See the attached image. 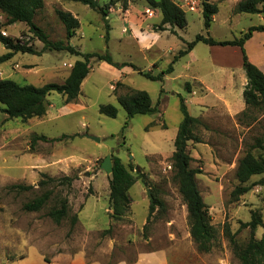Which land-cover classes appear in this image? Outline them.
<instances>
[{"label": "rangeland", "instance_id": "obj_1", "mask_svg": "<svg viewBox=\"0 0 264 264\" xmlns=\"http://www.w3.org/2000/svg\"><path fill=\"white\" fill-rule=\"evenodd\" d=\"M98 1L99 5L108 2ZM120 2L123 6L122 0ZM134 6L143 11L142 17L147 15L145 1L135 0ZM77 7L83 27L77 31L83 32L84 36L73 37L72 43L85 53L109 54L112 63L91 58L89 74L81 84L78 98L65 104L61 94L50 92L46 96V114L42 117L8 120L0 112V263L35 250L46 259L61 255L71 261L81 259L86 264H116L123 260L132 262L140 254L160 248L170 252V245L178 242L184 247L173 251L176 256L168 255L172 264H239L224 229L228 228L235 234L237 245H244L249 238V229L238 231L241 222L249 221L251 212L256 210L264 224L262 175L252 176L244 183L251 184L252 189L238 200L230 197L239 184L235 177L239 159L254 140L264 134V110L252 111L256 116L252 136L245 137L239 148L238 115H223L216 108L217 114L210 116V122H205L200 117L202 111L198 105L204 90L200 86L202 84L191 76L198 73L207 83L216 86L219 71L211 67L210 57L213 54L221 58L220 61L237 64L238 68V53L223 55L200 42L195 47L197 61L188 66L187 58L179 57L172 64L175 71L164 75L171 80L153 81L140 72L157 75L164 71L169 61L178 55V49H185V43L192 41L196 34L215 40H232L238 37L240 30L257 22L260 16L249 14L241 18L236 13L230 22L215 23L210 32L204 28L201 14L198 16L186 11L185 29L176 28V35L162 33L164 36L158 47L143 53L139 50L138 41L131 38L125 25L123 27L119 13L114 11L110 14V41L107 42V39L99 37L104 34L97 25L102 16L82 4H77ZM83 8L86 10L81 11ZM223 11L226 13L228 9L225 7ZM147 22L158 23L159 17ZM35 23L43 32L49 30L50 40L65 43V29L55 13L36 17ZM6 30L12 35L18 32L12 27H6ZM28 36L30 39L26 40ZM14 39L37 51L42 49V42L31 36L26 26ZM19 55L28 60L21 58L13 65L15 73L20 75L17 83L36 87L64 82L73 63L81 59L67 51ZM14 60L16 58L5 64ZM177 75L180 78H174ZM4 76L2 72L0 77ZM192 89L196 90L197 96H190ZM134 90L147 92L153 105L158 101V111L138 114L127 120V114L116 97ZM179 94L185 98L188 113L199 117L206 125L195 128L201 142L189 141L187 152L192 158L190 166L200 170L195 180L211 224L217 229V240L209 253L199 252L189 235L186 205L172 177L173 140L182 120ZM207 96L208 100H214L211 94ZM106 104L117 109L115 118L99 113V106ZM34 136H44L47 140H37L32 145ZM58 138L61 140H54ZM251 153L264 158L263 150L254 149ZM107 154L119 157L137 180L129 189L131 202L128 210L118 219L113 218V211L109 208L110 175L101 169ZM65 176L72 178L70 185L59 182ZM48 178L55 181L45 187L52 191L46 205L37 212L25 211L23 205L45 189L39 186V182ZM12 185L30 188L18 190L10 188ZM147 190L164 202V208L154 210L149 218ZM62 200L67 203L68 215L57 224L47 213L51 208L59 207ZM75 216L76 221L73 222ZM262 234L264 228L257 227L255 238L259 239Z\"/></svg>", "mask_w": 264, "mask_h": 264}, {"label": "trees", "instance_id": "obj_2", "mask_svg": "<svg viewBox=\"0 0 264 264\" xmlns=\"http://www.w3.org/2000/svg\"><path fill=\"white\" fill-rule=\"evenodd\" d=\"M87 5L93 10L98 11L104 19L105 27L108 33L109 26L105 17L108 15L110 6L121 0H109L107 4L99 6L98 0H69ZM151 9H156L161 15V21L156 26L158 31L166 30V26L172 28L185 29L187 19L183 9L173 0H143ZM123 7L127 5V0H122ZM264 6V0H241L235 8V13L258 14L262 9L258 5ZM203 25L206 30L209 29L212 17L217 13V5L215 3L204 2L201 0ZM44 8L43 0H0V14L5 21L0 25L2 28L12 23H23L28 28L31 36L36 37L42 42V49L35 50L30 45L17 41L11 37H4L0 33V43L8 50L7 53L0 56V64L8 61L15 53L42 54L45 51H67L71 54L80 56L71 66L68 76L62 83H47L41 87L32 84L21 85L12 79H0V112L6 115V119L28 120L31 118H39L46 114V96L50 92H57L64 97L65 104L75 101L80 94V87L86 76L89 74L88 63L91 58L105 60L112 63L109 54H98L95 52L82 53L70 45L69 38L78 28V20L69 12L55 9L54 13L65 29L66 41H52L49 36L43 32L35 23V18L42 12ZM253 31H264L263 26H253L243 33L240 37L232 40L217 41L210 36L196 34L194 39L186 42V48L181 49L178 55L173 58L168 67L157 75L147 72H140L146 78L153 81H162L165 74L173 71L172 64L179 57L187 55L197 43H203L209 46H238L242 53V65L247 79L242 96L246 104V109L238 116L241 118L248 112L264 110V73L253 65L247 58L244 50V42L251 36ZM106 39L108 35L106 34ZM116 65V64H115ZM189 88V84H186ZM180 97V112L182 120L178 125L176 136L173 140L174 151L171 155V169L173 180L177 183V190L182 202L186 205L187 222L189 233L192 241L196 244L197 250L202 253H209L217 240V229L211 224L207 206L204 203L199 192L195 175L200 170L190 166L192 158L187 152V143L192 141L200 143V137L195 134L197 126H205L199 117L191 116L188 113L184 98ZM116 101L125 110L127 120L132 119L135 115L152 114L158 111L157 105H153L150 96L145 91L134 90L130 93L117 95ZM100 114L115 118L117 109L111 105H100L98 108ZM126 121V125H127ZM1 132V125H0ZM63 138V137H62ZM47 140L44 136H34L32 145L37 141ZM61 140V138L54 139ZM260 149L264 151V134L257 137L253 144L249 146L244 156L239 159L235 171V177L239 184L232 190L230 197L238 200L240 196L252 189V185H244L252 176L262 175L264 180V158L262 156H254L251 151ZM112 173L108 178L109 188V208L113 211V218H121L129 207L131 198L129 195L130 187L137 181L126 167L122 164L119 157H111ZM55 179L48 178L39 182V186L45 188ZM61 184L70 185L71 177H62L59 179ZM10 188L18 190H27L30 187L24 185H12ZM52 195L50 189L44 191L23 205V209L28 212L40 211ZM164 208V202L156 195L149 192L148 218L156 209ZM47 215L57 224H59L68 215V206L65 200L60 202L59 207L51 208ZM76 216L73 217V222ZM148 221V219H147ZM257 227H263L261 216L258 211L251 212V218L247 222H241L239 230L248 228L249 238L244 245H237L235 234L231 233L228 228L224 229V234L233 249L234 256L238 259L239 264H264V234L256 239L254 232ZM145 228V226H144Z\"/></svg>", "mask_w": 264, "mask_h": 264}, {"label": "crops", "instance_id": "obj_3", "mask_svg": "<svg viewBox=\"0 0 264 264\" xmlns=\"http://www.w3.org/2000/svg\"><path fill=\"white\" fill-rule=\"evenodd\" d=\"M43 1H44V8L42 12L38 14L36 17H40V16L46 17L48 14H53L55 9H60L65 12L71 13L78 20L79 26L77 29H80L79 31L82 30L83 27L81 26L79 12H77V10L79 11L77 4H80V3L72 2L69 0H43ZM173 1L177 5H179L183 9L184 12L187 11L192 14H197L198 16L200 14L202 15L201 0H173ZM187 1H195L196 3L200 4L198 10L197 8L191 9L188 6H186ZM239 1L241 0H209L208 2L215 3L217 5L218 11L212 17V21H211V24L208 30L211 32L212 26L215 23L216 25H222V24H225L226 22H230L231 18L236 14L234 12V8ZM134 2L135 0H127V5L125 8L122 6L120 1L110 6L108 15L105 17V20L107 21V25L109 26V30L111 29V26L109 25L110 14L115 11L119 13V17L121 19L122 25L123 27L126 26V30L130 32L129 35L131 36V38L134 41H138L139 50L143 53L146 51H151L153 48L158 47L159 41H161L164 36L162 33L165 34L168 32L170 34L174 33V35L178 34L176 28H172L170 26H166V30L164 31H158L156 26L161 21V15L159 11L156 9L149 8L148 5L144 8V11L146 9H150L154 11V16L152 18L157 17V16L159 17L158 23H149L147 21L152 20V18H148L146 16L142 17L143 11L140 12L139 10H137V8L134 6ZM103 5H99V6H103ZM84 6L85 8L88 7L87 5H84ZM225 7L228 9V12L226 13H224L223 11ZM258 8L262 9V12L258 13V15L260 16L259 20L255 23H252L246 26L245 30H242V31L240 30L238 32V37H240L243 33L247 32L250 27L264 25V6L260 4L258 5ZM85 10L86 9L84 8L81 9V11H85ZM93 11L96 12L98 15L100 14L96 10H93ZM237 14H238V17L249 15L246 13H237ZM4 21H5L4 16L0 14V25H2ZM21 25H24V26H21ZM97 25L99 28L101 27V30L104 31V34H100L99 37L105 38L107 34L108 35L107 42H109L110 41L109 30L107 33L104 19L102 17L101 19L97 21ZM6 27L15 28L19 32L21 29L25 28V24L17 22V23H12L2 28L7 33L8 37L15 38L18 36V32H17V35H12L10 34V32L6 30ZM77 29L73 33V36L69 38L70 43H72L73 37L79 36L80 38H83L84 36L83 32H79L77 31ZM48 32L49 30L46 32V34ZM122 32H123V29H122ZM217 41H224V40L222 39V40H217ZM70 45H72L76 50L82 53H85L82 51L80 46L78 47L74 43ZM195 47L196 45L187 55L184 56L187 58L186 64L188 66L189 65L193 66L194 62L197 61L196 55H195ZM209 48L211 50L219 51L220 53L222 52L223 55L224 54L237 55L238 53V68H236L237 64L231 65V64H228V62H226L225 60L220 61L221 58L219 59L215 55L212 54V56L210 57L211 67L219 71L218 83L216 84V86H213L207 83L204 77L200 76V74L198 73H194L193 75L191 74L194 80L202 84L200 86L204 90V96H200L199 97L200 102H198L199 108L202 111V115L200 117H202L205 122H208V121L210 122L212 118L210 116L213 114H217V111H215L216 108L218 111L223 112L224 113L223 115H230V116L238 115L239 116L246 109V104L244 102L242 93L247 83V79H246L245 72L243 70V65H242L241 49L238 46H210ZM178 50H181V49H178ZM244 50H245L248 60L253 65H255L261 72L264 73V31H253L251 36L244 42ZM7 52L8 50L4 47L2 43H0V56ZM89 52H94V51H89ZM219 57H223V56H219ZM13 58H16V60L12 61L8 65L5 64L7 61L0 64V71L5 73V76L0 77V79L8 78V79H12L17 82V76L19 77L20 75H17L15 73L13 69V65L19 61L18 59L24 58L27 61L28 58L24 57L23 55L20 56L19 53H15L11 59ZM11 59H9L8 61H10ZM169 64H170V61L168 65ZM174 71L175 69L173 70V72ZM166 77L167 79L164 77L163 80H171V77H168V76ZM174 78H180V76L177 75ZM192 91L195 94H192L193 93L192 92L190 93V96L198 95V93L196 94L195 89H192ZM208 94H211V97L214 100H208L207 99L209 97L207 96ZM178 96L183 97L180 94ZM155 105H158V101L156 102ZM160 109H161V105H160ZM255 117L256 116H253L252 112H248L247 115L241 118H238V147L239 148H241L242 141L245 137L252 136V131L256 124ZM142 190H143V185H142ZM170 246H171L170 252L166 251L165 248H160L152 252L140 254L132 262H127L126 260H123L116 264H172L170 261H168V255L174 254L173 251H176V250L179 251V249L183 248L184 245L177 242V243L171 244ZM173 256H176V255L174 254ZM0 264H86V263L81 259H75L73 261L67 260L61 255L55 256L51 259H46L44 255H41L39 252L35 250H31V251L26 252L22 256H18L13 259H7L6 261H2Z\"/></svg>", "mask_w": 264, "mask_h": 264}, {"label": "water", "instance_id": "obj_4", "mask_svg": "<svg viewBox=\"0 0 264 264\" xmlns=\"http://www.w3.org/2000/svg\"><path fill=\"white\" fill-rule=\"evenodd\" d=\"M204 2H208L209 0H203ZM96 141L99 139L96 137H90ZM101 169L107 174L110 175L112 173V161H111V156L110 154H107L101 164ZM147 193L149 194V191L147 190Z\"/></svg>", "mask_w": 264, "mask_h": 264}, {"label": "built area", "instance_id": "obj_5", "mask_svg": "<svg viewBox=\"0 0 264 264\" xmlns=\"http://www.w3.org/2000/svg\"><path fill=\"white\" fill-rule=\"evenodd\" d=\"M198 5H199V4L196 3L195 1H187V2H186V6H188V7L191 8V9L198 8V7H197ZM145 13L147 14L146 17H148V18H152V17L154 16V11H153V10L146 9V10H145ZM0 33H1V35L4 36V37H7V36H8L7 33H6L4 30H1ZM30 35H31V34H30ZM29 39H30V37L28 36V37L26 38V40H29ZM1 75H2V72L0 71V76H1Z\"/></svg>", "mask_w": 264, "mask_h": 264}]
</instances>
